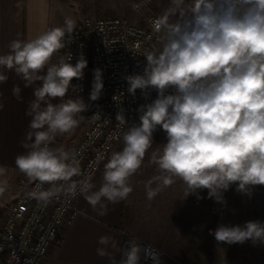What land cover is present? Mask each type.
I'll return each instance as SVG.
<instances>
[{
    "label": "clouds",
    "instance_id": "clouds-1",
    "mask_svg": "<svg viewBox=\"0 0 264 264\" xmlns=\"http://www.w3.org/2000/svg\"><path fill=\"white\" fill-rule=\"evenodd\" d=\"M75 27L66 17L62 26L13 39L9 51L0 54V83L14 72L24 87H34L25 112L31 119L21 141L26 152L15 159L19 172L36 182L30 197L46 204L62 194L82 196L97 216H105L110 204L133 192L131 178L150 165L157 174L144 183L149 201L177 179L183 182V199H199V192L207 190L209 199L224 205V194L233 185L246 195L264 186V0H192L190 5L171 0L170 8L151 21L158 46L143 54L142 72L124 79L130 95L140 90L149 100L155 91L156 97L138 107V123H129L123 109L117 113L119 124L128 127L122 150L107 157L97 154V163L106 160L99 188L91 176H83L74 150L56 146L57 138L74 132L91 106L81 95L65 99L70 89L83 90L73 83L84 78L88 66L83 52L75 63L71 53L53 62L73 42ZM103 88V70L95 68L89 101L99 100ZM21 91L18 85L12 88L18 101ZM57 98L60 102L54 103ZM158 128L166 133V143L151 152L146 165ZM6 172L0 167V196L10 187L2 178ZM209 234L227 245L264 244V221L220 224ZM97 243L96 254L108 264H162L156 247L141 249L135 239L121 246L103 235Z\"/></svg>",
    "mask_w": 264,
    "mask_h": 264
},
{
    "label": "crops",
    "instance_id": "crops-1",
    "mask_svg": "<svg viewBox=\"0 0 264 264\" xmlns=\"http://www.w3.org/2000/svg\"><path fill=\"white\" fill-rule=\"evenodd\" d=\"M65 5L68 7H66L67 16L77 22L78 10L70 5L69 0H0V54L9 51L8 44L13 39L33 38L47 28L63 24ZM53 62H55V55ZM8 76L7 82L0 83V103L4 105L3 109H0V167L6 168V176L2 178L8 180L10 187L3 196H0L1 205L14 200L19 194L18 180L27 178L16 168L15 159L17 155L26 152V149L21 146V141L28 131L31 118L25 112L29 102L34 99V87H24L23 82L14 72H9ZM14 85L22 89L21 101L12 95ZM53 102L58 103L60 100L57 98ZM76 129L62 136L56 142V146L62 145L67 150H72L74 143L82 136V133H78ZM153 138V146L145 156L146 165L151 152L166 143V139H163L159 133L154 132ZM122 147L121 139L114 144L111 152L120 151ZM105 162L106 160L99 164L97 173L92 178L97 188L102 182ZM156 174L155 166L142 167L131 178L133 192L126 200L118 204H110L108 214L105 216H97L80 196L79 215L73 224L62 228L59 240L41 264H108L107 259L96 254L97 241L103 235L113 236L121 246L126 244L129 238L135 239L138 246L153 245L160 251L161 260L165 264H176L177 240L181 244L191 239L197 240V232L193 237L188 236L182 229L178 233L173 232L177 224L185 229L193 226L199 232V240L206 242L208 225L213 220V217L209 216L208 206L205 205L210 200L205 193L207 190H202V192L205 191L206 196L204 203L195 205L194 195L183 199V182L177 179L174 184L149 201L146 198L144 183ZM210 203L212 209L217 204L213 199ZM235 222L233 217H224L223 222L219 224L234 225L238 221ZM238 223L240 224V221ZM244 223L242 221L240 225ZM203 233L204 237H202ZM215 244L222 247V255L226 260L224 264H230V257L235 254L233 244L227 245L217 241ZM149 264H151L150 261Z\"/></svg>",
    "mask_w": 264,
    "mask_h": 264
},
{
    "label": "built area",
    "instance_id": "built-area-1",
    "mask_svg": "<svg viewBox=\"0 0 264 264\" xmlns=\"http://www.w3.org/2000/svg\"><path fill=\"white\" fill-rule=\"evenodd\" d=\"M134 9L144 12L142 23L119 15L85 16L75 22L73 42L55 55L56 62L59 56L71 53L72 63H75L83 52L88 61L84 78L73 80L83 90L70 89L65 97L81 95L91 105L88 111L81 114L83 119L79 126L84 129L72 149L77 153L83 176H95L101 163L96 161L97 154L110 155L114 144L122 139L123 132L127 130L128 125H120L117 121V113L123 109L129 123H138V107L156 97L155 91L149 100L144 99L140 90L135 96L127 92L124 77L142 72L145 63L143 54L158 46V37L152 31L151 21L159 16L148 8L144 10L141 2L135 3ZM95 68L103 70L104 88L99 100L89 101ZM155 132L166 139L163 130L158 128ZM17 188L19 194L12 202L0 204V264H41L59 240L62 228L73 224L79 215L80 196L62 194L45 204L29 196L35 190L36 182L23 177L18 180ZM198 195L199 199L197 195L193 197L195 205H201L206 199L204 193L199 192ZM258 197V205L264 204V193Z\"/></svg>",
    "mask_w": 264,
    "mask_h": 264
},
{
    "label": "rangeland",
    "instance_id": "rangeland-1",
    "mask_svg": "<svg viewBox=\"0 0 264 264\" xmlns=\"http://www.w3.org/2000/svg\"><path fill=\"white\" fill-rule=\"evenodd\" d=\"M140 2L143 4L144 10H151L145 0H69L70 5H73L74 8L78 10V21H81L85 16L102 17L119 15L125 16L132 22L142 23L144 20V12L134 9V4ZM190 4L191 3H188L187 5ZM66 7L65 5L64 18L68 17ZM83 129L84 127L79 126L76 130L81 134ZM261 193H264V186H255L252 189L251 195H246L238 193L235 190V185H233L232 188L224 194L227 202L226 205L217 203L212 209L210 203L212 199H210L205 205L208 206L209 216L213 217V220H211L212 222H209L208 225L206 242L199 240V232L196 231L193 226H191L190 229H185L184 227L182 228L180 224L175 225L173 232L176 233L182 229V231L184 230L187 232L188 236L193 237L197 232V240L191 239L184 244H181V242L177 240L176 264L226 263L225 257L222 255L223 250L221 249V245L215 244V237L209 234V230H215L218 225H220L219 223L223 222L224 217H233L236 222L240 221V224L242 221L243 223L250 220L264 221V204L258 205L260 199L258 196ZM238 222L234 225L239 224ZM202 237H204V233ZM262 246L264 247V244L253 245L251 241H247L243 244H233V252L235 254H233L232 257L234 261L232 257H230L231 260L229 263L264 264V249ZM226 259L229 258L226 257ZM162 264H165L163 260Z\"/></svg>",
    "mask_w": 264,
    "mask_h": 264
},
{
    "label": "trees",
    "instance_id": "trees-1",
    "mask_svg": "<svg viewBox=\"0 0 264 264\" xmlns=\"http://www.w3.org/2000/svg\"><path fill=\"white\" fill-rule=\"evenodd\" d=\"M152 12L159 17L165 13L171 6V0H145ZM186 4L191 3L192 0H185Z\"/></svg>",
    "mask_w": 264,
    "mask_h": 264
},
{
    "label": "water",
    "instance_id": "water-1",
    "mask_svg": "<svg viewBox=\"0 0 264 264\" xmlns=\"http://www.w3.org/2000/svg\"><path fill=\"white\" fill-rule=\"evenodd\" d=\"M132 238H129V240H131ZM139 247L141 248V249H143V248H145V247H147L146 245H139Z\"/></svg>",
    "mask_w": 264,
    "mask_h": 264
}]
</instances>
